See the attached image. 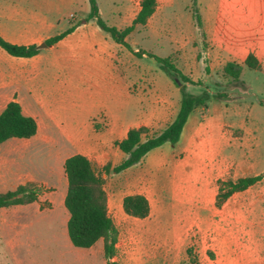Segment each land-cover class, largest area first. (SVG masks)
<instances>
[{
  "label": "rangeland",
  "instance_id": "1",
  "mask_svg": "<svg viewBox=\"0 0 264 264\" xmlns=\"http://www.w3.org/2000/svg\"><path fill=\"white\" fill-rule=\"evenodd\" d=\"M12 1L19 2L28 10H42L44 7L46 16L57 23L62 20L55 32L66 29L73 20L67 15L71 10H78L70 0H0V12ZM140 1L99 0V3L103 18L112 25L124 28L138 13ZM197 2L200 25L193 15L195 6L192 0H157L155 13L146 24L137 25L127 41L134 49L172 57L184 73L202 81L201 84H187L191 93L200 94L204 90L210 93L207 107L196 109L192 119L215 121L217 127L212 133L217 137L222 132L219 124L225 123L223 132L233 136L231 144L223 147L222 156L218 155L215 162L224 155L233 157L240 167L235 175L237 178L254 175L264 166V0ZM0 49L8 53L2 47ZM114 52L115 82L120 79L123 83L117 82L111 88L99 91L93 88L87 77L74 75L70 78L65 75L70 69L57 68L48 60L38 63L37 69L42 75L53 76L61 88L62 83L65 84L62 89L66 92H60L59 97L65 102L77 104L68 111L72 122L84 124L91 119L95 129L104 130L108 123L107 115H113L120 121L124 116L125 122L132 121L135 111L126 106L128 92L135 94L141 91L145 99L155 100L168 97L174 101L175 91L180 96L179 88L154 58L137 55L123 45L115 44ZM249 53L258 57L260 69L247 66L245 59ZM229 61L241 66L239 80L225 74L224 67ZM220 94L224 96L219 97ZM153 132L150 130V133ZM54 137L56 141L38 142L24 148L20 160L28 170L31 163L45 165L48 162L55 166L58 156L61 161L77 151L87 154L95 170L104 177L109 213L119 231L113 260L119 264H217L211 223L188 219L192 208L179 195L182 185L179 180L166 182L162 174L152 178L127 170L106 172L105 164L114 166L123 160L116 151L115 143L103 150L98 147L97 141L76 146L61 132ZM101 143L105 145V140ZM237 143L241 147H237ZM38 151L40 153L36 154ZM256 162L258 167H253ZM61 170L67 181L64 164ZM262 175L264 177V172ZM39 188V199L32 211L36 216L34 219L51 214L48 212L58 204L62 206V194L67 192V183L60 189L47 185H39ZM154 189L160 192L154 193ZM259 190L264 192V183ZM138 191L149 192L151 213L146 218L129 216L123 208V198ZM63 207L66 209L65 204ZM59 213L65 216L64 211ZM218 218L213 206L211 219L216 221ZM29 230L32 236L27 245L26 253L30 255L27 264H106L102 239L90 248L76 247L68 236L67 225L63 234L57 219L47 216L33 222ZM6 241L9 239L0 240V264H16L4 257L3 253L8 249Z\"/></svg>",
  "mask_w": 264,
  "mask_h": 264
},
{
  "label": "crops",
  "instance_id": "2",
  "mask_svg": "<svg viewBox=\"0 0 264 264\" xmlns=\"http://www.w3.org/2000/svg\"><path fill=\"white\" fill-rule=\"evenodd\" d=\"M87 1L70 0L78 7L77 11L71 10L67 15L76 23L75 28L56 43L41 48L38 54L32 57H17L0 49V113L8 102L16 99L20 102L23 113L35 117L38 123L34 136L12 137L0 144V193L16 190L19 185L28 183H34L38 187L47 185L54 189L64 188L67 183L68 187V181L61 170V165L68 156L61 161L58 156L55 164L57 168L48 162L45 165L31 163L32 166L27 170V167L23 166L24 162L20 160L24 148L38 142L56 141L54 136L58 132L66 135L76 146L97 141L98 147L104 150L107 145L124 139L132 127L147 126L151 131H158L171 123L178 114L181 95L179 96L177 91L174 93V101L168 97L145 99L141 91H138L135 94L126 93V106L135 111L132 121L125 122L124 116L120 121L113 115H107L108 123L104 130L95 129L91 119L84 124L72 122L68 111L77 104L65 102L59 97L60 92H66L62 89L65 84L62 83L61 88L53 76L42 75L37 69L39 62L48 60L57 68L75 70L65 75L70 78L74 75L89 78L96 91L111 88L117 82H122L120 79L115 82L114 78L115 44H121L115 43L112 36L95 20L79 22L90 12ZM47 3L49 4L48 1ZM41 9L28 10L19 5V2H10L6 9L0 12V34L13 43L41 44L47 38L70 27L71 24L66 29L55 32L62 20L57 23L44 14V7ZM100 12L103 16L101 6ZM128 86L127 84L126 89ZM194 112L189 116L177 143L166 142L148 152L140 162L126 170L152 178L162 174L166 182L177 179L182 183L179 195L192 208L188 219L211 223L218 254L217 264H264V192L259 190L264 183V177L246 190L235 192L218 208L215 204L219 191L218 180L224 177L237 178L235 175L240 168L233 157L225 155L215 162L223 147L231 144L233 136L223 132L225 123L218 126L222 131L220 137L215 136L212 133L217 127L215 121L201 122L200 119H192ZM103 140L105 145L101 143ZM237 147H241L240 143H237ZM116 151L122 159L126 158L127 155L122 151L125 154L123 156L117 145ZM75 153L87 155L84 151ZM258 165L256 162L253 167ZM263 172L264 166L254 175ZM153 192L160 190L154 189ZM136 193L145 194L149 199L147 191ZM65 196L63 192L62 206L58 204L53 211L48 212L51 214L37 219H34L36 216L32 211L39 196L29 203L0 207V240L9 239L6 241L8 249L3 253L5 259L16 264H27L30 256L26 253L27 245L32 236L29 226L37 220L47 216L57 219L60 230L65 233L69 219V212L63 207ZM213 206L219 217L216 221L211 219ZM59 211L62 214L64 211L65 216H60Z\"/></svg>",
  "mask_w": 264,
  "mask_h": 264
},
{
  "label": "trees",
  "instance_id": "3",
  "mask_svg": "<svg viewBox=\"0 0 264 264\" xmlns=\"http://www.w3.org/2000/svg\"><path fill=\"white\" fill-rule=\"evenodd\" d=\"M90 12L87 17L80 20L84 22L95 20L96 23L108 32L115 42L125 46L137 55L148 56L159 62L160 67L172 78L174 84L180 90V107L176 118L165 128L150 133L147 126L132 127L127 136L115 144L127 156L117 165L110 163L104 165V170L121 172L140 162L151 150L162 146L166 142L177 143L182 135L185 124L191 115L199 107H207L210 93L207 90L200 94L188 91L187 84H201V80H194L184 73L172 57H161L145 49H134L127 41V37L135 30L136 26L144 25L155 13L157 0H141L140 9L131 24L124 28L109 24L101 15L99 0H88ZM194 4L193 15L198 24H201V15ZM65 31L47 38L44 42L52 45L72 32L76 26L74 21ZM0 47L9 54L17 57H32L41 51L38 44H18L6 40L0 34ZM247 66L260 69L261 63L254 53H249L245 59ZM241 66L234 61H229L224 67L226 75L235 80L240 79ZM224 96L222 94L218 95ZM38 123L35 117L23 113L22 106L16 99L8 102L0 113V144L12 137L30 138L37 133ZM64 170L68 181L65 206L69 212L67 223L68 236L72 244L80 248H90L97 241L103 240V251L106 264H119L113 258L116 255V244L119 231L109 213L108 195L104 188V177L99 174L92 160L85 154L75 153L68 156L64 163ZM263 179L262 174L247 175L237 179L220 178L218 180L219 191L216 197L218 208L235 192L243 191ZM40 188L34 183L19 185L16 190L0 193V207L13 204L29 203L37 199ZM123 208L126 214L137 218H146L151 213V203L142 193L128 194L123 198Z\"/></svg>",
  "mask_w": 264,
  "mask_h": 264
},
{
  "label": "water",
  "instance_id": "4",
  "mask_svg": "<svg viewBox=\"0 0 264 264\" xmlns=\"http://www.w3.org/2000/svg\"><path fill=\"white\" fill-rule=\"evenodd\" d=\"M38 46H39V48H43V47H46L47 44L44 42V43L39 44Z\"/></svg>",
  "mask_w": 264,
  "mask_h": 264
}]
</instances>
